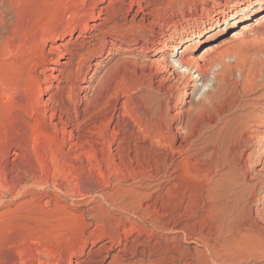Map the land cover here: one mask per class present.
Masks as SVG:
<instances>
[{"label": "bare ground", "instance_id": "6f19581e", "mask_svg": "<svg viewBox=\"0 0 264 264\" xmlns=\"http://www.w3.org/2000/svg\"><path fill=\"white\" fill-rule=\"evenodd\" d=\"M82 2H79L81 4L79 5L80 9L78 8V11L74 13L75 15L72 16V20L70 19V23L67 24L65 22L66 24L62 26H53L45 23L41 27L39 26L40 29L36 32L37 35L34 31L33 34L34 36L36 35L35 39L33 36L34 40L29 34L31 38L29 41H33L30 44L33 48L32 54H34V58L31 61V65L28 64L30 57L29 60L26 59L27 64L30 65L28 79L25 82L23 78V82H25L24 88H22L23 85L21 84L23 82L19 83L22 89L20 91L18 89L19 92H17L15 100L17 105L21 109L26 110L28 115H35L36 120L34 121L36 124L43 123L49 127V131L42 130L50 138L47 143L53 140L56 146L54 148H57L64 157L76 159L78 156L72 157V153L85 146L90 148L88 149V154L89 152L94 154L98 150L102 151L104 159H101L106 160L111 165L110 170L119 186V188L117 187L118 193L121 194L119 198L122 200L119 203V208L125 215L121 213L108 218L107 214L104 213V215L89 214L80 224V231H77L74 237L62 239L49 234L51 239L53 237V241H48V238L50 240L48 234L43 236L44 238L35 236L37 239L36 242L33 241L34 244L33 246L31 245V249L29 247V250L25 248L27 249V252L23 253L25 257L23 258L22 253H19L23 258H21V263L264 264V231L251 229V227L249 229L246 224H243V220L246 218H242L243 214L241 215L240 212L242 209H236L234 205L237 203L232 205L226 202L227 200H223L225 196L222 192L223 188L221 190L223 196L221 199L217 194L218 192L215 193L216 188L208 187L202 191L199 189L203 197L199 202L196 200L198 203L196 204L195 200L192 201L189 197H192V195L186 196L188 193L185 194L179 186L177 168L183 162L178 160V158L183 153L188 152L192 144L183 140V138L177 143L174 142V138L180 135L175 134V131L178 133L179 129L185 130L189 119H191L192 112L189 114L188 111L180 108L177 112L175 111L174 116L177 117L175 127L165 126V128H161V106L159 105L158 97L154 93L155 87L153 84L148 82L146 84L144 81L137 80L135 85L121 86L117 84L114 76L119 67L130 64L131 66H139L140 70L147 69L150 75L157 79L159 87L163 88L165 93L171 92L176 87L182 86L185 88L190 86L191 91L189 94L192 95L194 90L196 91L200 86L207 88L210 74L216 80L223 72L225 74L231 72L233 66L227 62L226 58L228 56H225L222 52H217L219 51L217 45L208 44L204 48V53L198 57H188L186 54L188 48L193 43V40L203 43L206 30H210L212 26H217L219 19L224 23V21L226 22L228 19L233 18V15L236 16L239 12L242 14L243 8H240L241 10L239 7L233 8L231 3L232 5H229L227 9L224 7L223 10L214 16H207L201 21L198 29L190 28L191 30L187 32L188 35L186 34L187 37L181 35L186 41L185 44L182 38L176 46H172L166 44V42L172 40V38L174 39L179 31H177L175 26H168L170 27L167 28L168 32H163L167 26L160 22V18L157 15L158 0H83ZM261 2L262 0H244V9L251 12H248L243 20L237 16L238 18L233 20L230 25L234 27L238 22L248 21L255 15V10H259V7H255L260 5ZM256 21L264 22V14L257 18ZM3 22L4 20L0 22V102L8 97L10 98L11 94L12 97L15 94L10 93V91L8 93L3 86L5 83L3 73L6 72L4 71V60H7L5 58L6 54H4L5 46L2 43L3 33L1 31ZM156 26L161 28H156ZM161 29L162 31H160ZM154 32H158L161 35L160 40L156 41L157 44L154 43L152 45V50H148L146 47L149 46L152 40L150 36ZM182 44H184L183 48L179 51L177 49L179 48L178 45L181 46ZM162 47H167L169 51L164 50ZM22 53L27 52L23 51ZM210 55L214 56L211 61L207 59ZM233 57L238 62V55L234 54ZM24 64L26 63L24 62ZM216 64H219V70H215ZM239 66L243 80L242 84L249 88L253 82V79H248L252 71L251 69H246L247 75L243 76L242 71H244V68H241V64ZM25 68L23 67V69ZM180 69L183 70L180 71ZM141 73L144 72L142 71ZM11 74L13 73L11 72ZM14 81H12L13 84L17 83L16 86L18 87V81H15V83ZM12 82L9 84L12 85ZM15 88L12 90H15ZM204 91L205 89L202 92ZM3 104L5 105L4 102ZM0 105L3 108V105ZM24 124L26 125V123ZM22 143L24 144L25 142ZM9 144L11 143L9 142ZM18 144L14 145V147L18 146ZM54 145L52 144V146ZM157 146L158 148L162 147L161 149L164 150H159ZM65 149H68V151ZM86 151L83 152L86 153ZM99 154L101 155V153ZM13 155H15L14 157H19L20 154L13 153ZM75 155H77V152ZM5 157L7 159V155ZM18 157L15 158L16 162ZM85 159L94 162L93 159ZM56 160L58 158L55 159V162ZM63 161L61 160V162ZM67 163L70 167L71 164ZM67 163L65 165L62 163L59 166L63 165L64 169L68 168ZM72 163L74 164L73 161ZM5 164L7 165V163ZM43 164L41 165L43 166ZM90 164L92 165L93 163L91 162ZM97 165L100 164L97 163ZM55 168L57 169V165ZM81 168L83 169L84 167ZM105 168L107 167L105 166ZM60 169L62 170L63 168L61 167ZM5 172H3V175L6 174ZM83 172H85L84 169ZM0 175H2L1 172ZM109 176L107 175L108 178ZM2 177L0 176V181ZM4 177L2 180H4ZM54 181L56 182V180ZM126 181H130V184H124ZM3 184L4 182H2ZM37 198L39 199V197ZM215 198L219 201L217 206H215L218 215L215 214V211L213 212L214 216H217L215 224H212L211 227L209 226L210 228L208 227L207 231H204L203 228L201 232L190 234L191 223L188 220L194 217V209L196 207H204L207 200H209L207 203L210 204ZM209 204L208 206L212 205ZM159 209L161 211L174 210L173 215H171L172 218L162 220L166 214L165 212L160 213ZM131 217L137 218L141 224L132 222ZM252 224L254 223H251L250 226ZM148 225H151L152 228L150 227V233L143 239ZM132 230H136L137 234L133 235L130 233ZM45 233L48 232L46 231ZM45 233L41 234L44 235ZM169 233L174 235L168 238ZM39 236H41L40 233ZM46 236L48 237L46 238ZM152 237L153 240L157 241L153 242ZM191 242H194L195 245L190 246L189 243ZM258 243L262 247H257ZM21 251L20 249L18 252ZM110 252L114 253L110 254ZM127 259H130L128 261L132 263H126Z\"/></svg>", "mask_w": 264, "mask_h": 264}, {"label": "rangeland", "instance_id": "374dc122", "mask_svg": "<svg viewBox=\"0 0 264 264\" xmlns=\"http://www.w3.org/2000/svg\"><path fill=\"white\" fill-rule=\"evenodd\" d=\"M82 1L83 0H0V22L4 20L1 31L3 33L2 43L5 46L4 49L6 51L4 50V54H6L5 58L7 59L4 60V71L6 72L3 71V80L6 86L4 84L3 86L5 91L15 93L13 97L11 94L10 98L8 97L9 99L7 98L4 101L2 100V103L0 102V104L3 105V108L0 105L2 109L0 112V159L2 157L0 161V172L2 175L0 176L4 177L6 175L4 180H2L3 177L1 179V181L4 182L3 185L0 181V187H2L0 188V264H22L21 260L25 257L23 253H26L27 249H31L34 244L33 241L36 242V237L40 238L47 234L51 236L54 235L53 237L58 236L62 239L74 237L75 233L80 231V224H82V221H84L89 214H107L108 218L121 213L125 215L119 208V203L122 202L119 198L121 194L118 193L119 186L110 170L111 165L106 160H102L104 159L102 151L98 150L94 154L92 152L88 154V149L90 148L85 146L87 151L84 147L72 153V157L78 156L76 159L74 158L75 160L73 158L69 159L64 157L57 148V150L54 148L56 146L53 140L47 143L50 138L46 136L43 131H49V127L43 123L36 124L34 121L36 120L34 117L35 115H28L26 110L21 109L15 100L17 92L25 87L24 84L28 79V71L31 61L34 58V54H32L33 48L30 43L35 39L37 35L36 32L45 23L53 26H62L66 23H70L73 18L72 16L75 15L74 13L78 11V8L80 9L79 5H81L80 3ZM229 5H232L233 8H243L242 14L239 12L238 15H233V18L228 19L226 22L224 21V23L219 19L220 21L217 26H212L210 30H206L203 43L193 40V43L189 46L188 52L186 53L188 57H198L204 53V48L208 44H214L219 48L217 52H222L225 56H228L226 60L233 66L232 71L226 74L223 72L216 80L214 76L210 74L207 88L200 86L196 91L194 90L192 95L189 94L191 91L190 86H186L185 88L182 86L176 87L171 90V92L165 93L163 88L161 89L159 87L157 79L152 77L147 69L140 70L139 66H131L130 64L124 65L125 67H119L114 76L117 84L121 86L128 87L129 85H135L137 80L144 81L146 84H153L155 87L154 93L158 97L159 105L161 106V128H165V126L175 127L177 117L174 115L180 108L188 111L189 114L192 112L191 119H189L186 127L187 129L185 128L187 132L184 129H179L178 133L175 131V134L180 135L174 138V142L176 143L183 138V140L189 141L192 144V147L189 148V153H183L178 158V160L183 162L179 164L182 166L178 165L177 168L178 183L180 182L179 186L183 192L185 194L188 193L186 196L192 195V197L189 196L192 201L195 200L194 202H196L197 200V202H199L203 197L200 192L210 187L216 188L215 193L218 192L217 194L221 199L223 197L221 193L223 188L222 192L225 194L223 200H227L226 202L232 205L237 203L234 205L236 209H242L240 211L241 215L243 214L242 218H246L244 219L245 221L243 220V224H246L249 229L251 227V229H261L264 231V22L256 21L257 18L264 14V0H262L260 5L255 7H259V10H255L254 16L248 21L238 22L234 27L230 25L233 20L238 17H241V20H243L246 14L251 12L244 9V0H158L157 15L160 18V22L167 26L163 30L164 33L168 32L167 28H170L168 26H175L177 31L180 32L176 34L174 39L172 38V40L166 42V44L176 46L183 38L181 35H188L187 32L191 30L190 28H194V30L198 29L201 21L207 16H214L223 10L224 7L227 9ZM156 28L161 27L156 26ZM34 31L36 33L35 36L33 34ZM160 31H162V29ZM29 34L30 37L32 36V40L30 41L29 39L31 38ZM160 36L158 32H154L153 35L150 36L152 38V43L150 42L146 49L152 50V45L154 43L157 44L156 41L160 40ZM182 41L184 44L186 43L184 38ZM184 44L181 46L178 45L179 48L177 49L180 51ZM162 48L169 51L167 47ZM23 51L27 53H22ZM234 54L238 55V62H236L233 57ZM29 57L30 62L28 63L27 60H29ZM213 58L214 56L210 55L207 59L211 61ZM24 62L26 64H24ZM239 64L242 65L241 68H244V71H242L243 76L247 75L246 69H251L252 72L248 79H253V87L249 84L251 87L248 85V88L242 84L243 80L240 75ZM23 67H27L28 69L25 68V71ZM10 69L13 74H11ZM19 69L23 71L20 72ZM219 69V64H216L215 70ZM181 70L183 69H180V71ZM142 71L144 73H141ZM18 72L23 74L20 75ZM5 74L6 76L8 75V77H6ZM20 76L22 79H25V82H23L24 79L22 80ZM14 80L16 82L18 81V87ZM12 81H14L15 84H13ZM10 82H12L13 86L10 85ZM19 83L23 85L22 88ZM14 88L15 90H12ZM203 89H205L204 92H202ZM190 109H192V111H190ZM18 121L21 122L19 123ZM27 122L28 124L30 123V125H28ZM24 123H26V125ZM8 139L14 142L12 143L10 140L8 141ZM9 142L11 144H9ZM17 142L20 143L18 144ZM22 142H25V145ZM17 144L18 146L14 147V145ZM52 144L54 146H52ZM161 148L158 149L163 151L164 149ZM51 150L54 151L52 152ZM66 151H68V149ZM83 151H86V153ZM76 152L77 155H75ZM13 153L20 155L19 157H14L15 155H13ZM99 153H101V155ZM5 155H7V159ZM26 156L28 157L26 158ZM17 157L19 160L17 159L16 162L15 158ZM55 157L58 158L56 162ZM84 157L90 158V160L93 159L94 162L92 160L87 161ZM59 158L62 161H66V159L69 161L61 162ZM98 159L100 160L96 161ZM52 162L59 163L53 164ZM67 162H69V165L71 164L70 167ZM91 162L94 165H91ZM5 163H7V165ZM62 163L63 165L67 163L69 169H64L63 165L59 166ZM97 163L100 165H97ZM41 164H43L44 167ZM56 165L57 169L62 167L65 172L63 169L57 170L55 168ZM105 166L107 168H105ZM76 167L78 168L76 169ZM81 167H84L83 169L85 172H83ZM54 170L55 172L53 173ZM69 170L72 171L70 172ZM3 172L6 174L3 175ZM107 175H110L109 178ZM54 180H56V182ZM44 184L45 186H43ZM124 184H130V181H126ZM42 189H44L45 192L44 190L42 191ZM199 189L201 191H199ZM116 191L118 194H115ZM64 192L67 193L64 194ZM37 197L41 199L39 200ZM38 201L41 202L39 203ZM208 201L209 200L206 201L204 207H201L202 209L196 207V211L195 209L193 211L194 217L189 218L190 220H188V222L191 223L190 234L201 232L203 228L204 231H207L212 224H215L217 216L214 215H218L215 206H217L219 201L216 198L215 200L213 199L210 204L214 206L207 203ZM197 202L196 204H198ZM208 204L210 206H208ZM159 211L160 213L165 212L166 214L164 216L165 218L163 217L162 220L172 218L171 215H173L172 213L174 212V210L161 211V209H159ZM214 211L215 214L213 213ZM132 220V222L139 223V225L141 224L137 218H132ZM251 223L254 224L250 226ZM147 227L143 239L150 233L151 225ZM46 231L48 233H45ZM43 232L45 233L44 235H42ZM39 233L41 236H39ZM130 233L136 235L137 231L132 230ZM168 235V238H170V236L174 234L169 233ZM47 237L48 236H46V238ZM52 239L50 237L48 241H53ZM155 241L157 240H153V242ZM189 245L193 246L195 243L191 242ZM257 247L262 246L258 243ZM20 249L22 251L18 252ZM19 253H22L23 258ZM113 253L114 252H110V254ZM18 254L20 259L18 258ZM128 260L130 259H127L126 263L130 262Z\"/></svg>", "mask_w": 264, "mask_h": 264}]
</instances>
